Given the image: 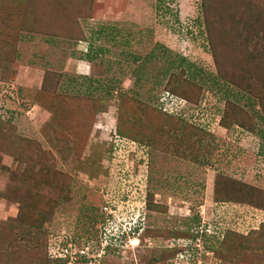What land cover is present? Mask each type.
<instances>
[{
  "label": "rangeland",
  "instance_id": "rangeland-1",
  "mask_svg": "<svg viewBox=\"0 0 264 264\" xmlns=\"http://www.w3.org/2000/svg\"><path fill=\"white\" fill-rule=\"evenodd\" d=\"M210 1L206 16L203 0H0V264H62L68 246L73 264H182L165 249L194 230L202 245L235 234L209 264H264L248 237L264 224V109L218 79L210 36L235 3ZM52 13L75 28L63 36ZM172 76L202 88L198 104L167 90ZM228 101L243 124H221ZM120 122H156L155 142L120 137Z\"/></svg>",
  "mask_w": 264,
  "mask_h": 264
},
{
  "label": "trees",
  "instance_id": "trees-1",
  "mask_svg": "<svg viewBox=\"0 0 264 264\" xmlns=\"http://www.w3.org/2000/svg\"><path fill=\"white\" fill-rule=\"evenodd\" d=\"M203 9L207 13L210 11V6L216 8L218 7V2L213 3V1L210 0H203ZM221 2V1H219ZM231 6H228L229 13L223 12L225 15L221 17L220 19H225L227 15L230 17V19L227 20V26H222L224 29H221L218 31H215L214 33L216 36L211 35L213 33L212 29L210 27L206 26L207 31L210 33L211 38V54L215 61V65L217 68V76L218 79L238 90L241 92L249 93L253 98L257 99L258 106L261 107V109H264V93L260 90V84L262 87H264V63L261 61L262 54H256L255 52H262L261 49H254L256 50L254 52V57L246 55V50L250 47L255 46V43H260L261 41L264 42V0H233ZM59 4V2L57 3ZM56 4V5H57ZM208 5V7H207ZM240 12V13H239ZM74 14H77L76 18H83L80 11L75 9L73 11ZM234 13V14H233ZM54 14V13H52ZM241 14V15H240ZM205 18L207 19V17ZM227 16V18H228ZM56 18V28L60 31V29H63L60 31V33L63 36H66V32H71L73 28H75L74 25L77 24L71 23V20L68 22L62 23V20L60 19L59 15H55ZM73 17V16H71ZM69 19V17L67 18ZM65 18V20H67ZM73 19H75L73 17ZM208 20V19H207ZM206 20V21H207ZM62 24V25H61ZM102 32V31H101ZM100 32V33H101ZM61 34L53 33L52 36H59ZM212 37H214V41L212 40ZM264 48V46H263ZM92 49V48H91ZM90 51L85 56L86 61L91 62L94 58L92 53ZM256 55V57H255ZM255 80L256 85H253V82ZM176 76H172L166 86L167 90L171 92V94L175 96H181L184 98L187 102L190 104H198L199 99L202 93V88L194 85L191 82H186L184 86L179 87L178 83L176 82ZM254 83V84H255ZM259 87H258V86ZM56 99V95H53ZM53 100V99H52ZM53 102V101H52ZM126 102V101H125ZM128 106V105H127ZM126 104L122 106V112H121V118L123 117V120L125 119V123H128L129 117H131L135 122L138 120L136 118V114L141 112L137 108H129ZM238 114V110L236 109V105L233 102L228 101L226 104V107L224 109V116L222 118L221 124L223 126L229 125V124H243L238 122V119L235 118V115ZM136 116V117H133ZM249 119V118H247ZM152 120L157 121L158 125H160V130H163L164 125H170L172 128H179L178 122L175 121L173 123V119L170 117H167L166 115H154ZM139 124V123H138ZM154 128H155V123ZM180 125V129H182V125ZM130 125H123L118 124V133L119 136L122 138H128L132 139L133 141H137L140 144H147V145H153L155 142V138H153L152 133L154 128H152V125L148 124H142L140 123L137 125V128L135 127H129ZM157 127V126H156ZM190 130V135H194L195 127L190 125H185ZM247 128L250 130V128L247 126ZM149 130V131H148ZM157 130H155L156 132ZM188 135V137H190ZM185 136V133L184 135ZM186 137L185 139H189ZM24 209H20L21 219L22 214L24 213ZM26 215V214H25ZM28 216V215H27ZM47 216H43L42 222L36 227L37 231H42V228L45 224V221L47 220ZM148 219V218H147ZM24 224V219L22 220ZM198 227V226H197ZM148 229V222L146 230ZM145 230V231H146ZM144 235V232H143ZM235 234L229 232L225 235L224 239L222 241L212 237V240L208 236H204L203 245L205 252H211L213 253V257L217 259L219 262H227L228 256L233 252L235 249V245L232 241V237H234ZM254 238V241L252 240L251 244H264V224L261 225V229L258 231H253L248 236ZM207 238V239H206ZM192 240L195 244L198 239H200L199 234L197 233V230H194L192 232L183 234V235H177L176 240ZM258 241V242H257ZM229 243V244H228ZM250 242L247 243L249 245ZM261 247V246H260ZM259 247V248H260ZM249 248V247H248ZM259 248H254L253 250H258ZM100 251V248H97L96 254ZM165 252L168 253V259L169 261L174 260L177 257L182 258H189L191 256L192 259L198 258V252L195 249L188 248L187 250L182 249L178 246L172 248V249H165ZM109 253V251H108ZM165 257V254H164ZM204 260H209V258H206L205 255H203ZM85 264L88 262L87 258L82 260ZM231 262V261H230ZM62 264H67L66 261H62ZM158 260L153 259L151 261V264H157ZM48 264V263H47ZM170 264V263H168ZM233 264V262L229 263Z\"/></svg>",
  "mask_w": 264,
  "mask_h": 264
},
{
  "label": "built area",
  "instance_id": "built-area-1",
  "mask_svg": "<svg viewBox=\"0 0 264 264\" xmlns=\"http://www.w3.org/2000/svg\"><path fill=\"white\" fill-rule=\"evenodd\" d=\"M108 234L112 235L111 233H108ZM176 246H178L182 249H185V250H187L188 248L197 250L198 258L192 259L191 256L189 258H185V259L182 257H177L173 261H178V262H181L182 264H209V262L207 260L203 259V253H207V252H205V249H204L200 239H198L195 244L193 243L192 240H178L177 244H175L174 247H176ZM72 252L73 251L71 250L70 246H68L66 248H62V251L59 254L60 259L66 261L67 264H73L77 254H76V252H74L75 254ZM80 253L82 255H86L87 252L81 251ZM77 259H78V257H77Z\"/></svg>",
  "mask_w": 264,
  "mask_h": 264
},
{
  "label": "crops",
  "instance_id": "crops-1",
  "mask_svg": "<svg viewBox=\"0 0 264 264\" xmlns=\"http://www.w3.org/2000/svg\"><path fill=\"white\" fill-rule=\"evenodd\" d=\"M83 64V63H82ZM82 70V69H81Z\"/></svg>",
  "mask_w": 264,
  "mask_h": 264
}]
</instances>
